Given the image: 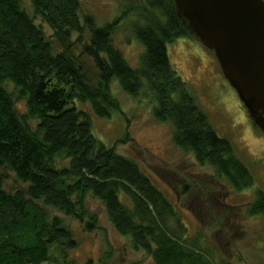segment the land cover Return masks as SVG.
Wrapping results in <instances>:
<instances>
[{"label": "trees", "instance_id": "obj_1", "mask_svg": "<svg viewBox=\"0 0 264 264\" xmlns=\"http://www.w3.org/2000/svg\"><path fill=\"white\" fill-rule=\"evenodd\" d=\"M30 1L34 15L50 27L63 51H54L21 0H0V170L12 172L27 185L8 194L0 175V264L47 263L50 248L56 245L66 259V252L76 249L78 242L63 220L51 217L47 209L73 218L84 232L92 233L96 217L84 208L87 194L101 202L113 229L130 238L131 249L147 254L154 264H213L209 259H215L216 251L203 244L202 232L189 236L174 204L135 162L97 140L90 117L72 106L76 101L89 104L97 118L109 119L118 108L109 92V83L116 79L129 96L152 97L153 118L172 125L173 144L191 154L197 167L212 170L231 190L253 185L231 144L217 137L169 63L166 46L191 37L172 0H147L164 22L154 17L144 26L134 25L133 34L144 50L137 70L114 46L116 23L97 28L90 17L82 22L79 0ZM86 28L90 38L82 55L98 72L96 86L71 54ZM73 35L78 37L75 42L70 41ZM7 84L25 100L27 118L15 112ZM30 118L37 120L34 128L27 122ZM176 192L181 197L189 189L184 185ZM119 195L130 201V208L121 204ZM248 207L250 215L264 216V194L256 192Z\"/></svg>", "mask_w": 264, "mask_h": 264}, {"label": "rangeland", "instance_id": "obj_2", "mask_svg": "<svg viewBox=\"0 0 264 264\" xmlns=\"http://www.w3.org/2000/svg\"><path fill=\"white\" fill-rule=\"evenodd\" d=\"M79 3L82 22L90 17L97 28L116 23L112 34L114 46L130 68L139 69L144 50L133 34V27L144 26L154 17L164 22L159 13L148 7L147 0H79ZM21 5L51 40L54 51L61 53L63 46L43 19L34 15L31 1L21 0ZM77 38L73 35L70 41L75 42ZM89 38L86 28L81 44L73 45L71 54L90 73V84L96 86L98 72L91 59L82 55V47ZM166 50L172 69L186 85L211 129L217 137L231 144L236 158L248 169L253 178L250 188L231 190L224 179L219 182L214 177L212 170L197 167L191 154L173 144L172 125L153 118L155 103L152 97L148 94L131 97L116 79L109 83V92L118 108L111 111L109 119L97 118L89 104L76 101L72 106L90 117L92 133L97 140L117 155L135 162L152 185L174 204L189 236L202 232L203 244L216 251L215 259H209L212 263L264 264V216H252L248 212L256 192L264 194V138L224 80L211 51L192 36L175 39ZM5 88L17 115L27 118L25 100L18 98L11 84ZM27 122L32 128L37 125V120L31 118ZM125 139L128 142L123 144L121 141ZM0 175L4 178L3 190L8 194L14 195L27 188L10 171L1 169ZM184 185L189 194L180 197L176 189ZM119 196L121 204L130 208V201ZM220 200L228 207L219 204ZM84 208L90 216L96 217V229L92 233L84 232L73 218L47 209L51 217L62 219L63 225L73 232L78 247L66 252V260L60 247L53 246L49 261L44 264H154L147 254L131 249L130 238L113 229L103 205L91 194L85 196ZM84 220L91 222L87 217Z\"/></svg>", "mask_w": 264, "mask_h": 264}, {"label": "water", "instance_id": "obj_3", "mask_svg": "<svg viewBox=\"0 0 264 264\" xmlns=\"http://www.w3.org/2000/svg\"><path fill=\"white\" fill-rule=\"evenodd\" d=\"M176 16L205 49L264 138V1L172 0Z\"/></svg>", "mask_w": 264, "mask_h": 264}, {"label": "flooded vegetation", "instance_id": "obj_4", "mask_svg": "<svg viewBox=\"0 0 264 264\" xmlns=\"http://www.w3.org/2000/svg\"><path fill=\"white\" fill-rule=\"evenodd\" d=\"M258 131V130H257Z\"/></svg>", "mask_w": 264, "mask_h": 264}]
</instances>
